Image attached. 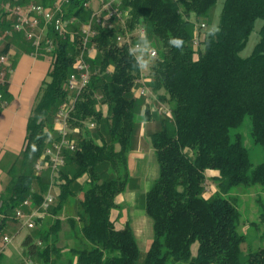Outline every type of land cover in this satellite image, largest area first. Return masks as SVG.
<instances>
[{"label": "trees", "instance_id": "trees-1", "mask_svg": "<svg viewBox=\"0 0 264 264\" xmlns=\"http://www.w3.org/2000/svg\"><path fill=\"white\" fill-rule=\"evenodd\" d=\"M120 2L121 20L114 19L111 27L96 25V54L89 59V82L80 94L68 90L67 81L81 50L82 26L93 10L73 0L65 7V19L75 18L73 34L50 32L54 49L47 53V78L28 119L24 149L0 193V214L6 215L0 233L16 236L18 225L23 227L15 210L28 198L33 208L40 206L55 188L54 202L35 216V228L27 229L23 240L28 257L39 264H264V246L243 247L247 236L241 212L230 196L238 186L264 191V160L252 162L242 135L248 125L253 142L264 147V24L253 53L240 55L256 20H264V0H225L215 37L205 27L218 0ZM31 3L51 6L50 0H0V56H6L11 39L20 34L6 6ZM140 29L147 31L157 52L144 71L133 68L129 45L117 40ZM172 36L184 40L183 51L169 46ZM0 70L6 72L0 82L1 112L8 101L9 69L0 64ZM142 86L149 94H140ZM72 102L66 125L76 147L65 152L64 166L38 172L36 162L58 138V111ZM152 107L156 119L151 121ZM151 122L157 124L148 134L159 176L143 199L154 230L143 254L130 225L120 227L112 213L132 178L130 154L140 125ZM207 170L217 174L209 176ZM210 180L218 190L208 195ZM0 264H6L3 253Z\"/></svg>", "mask_w": 264, "mask_h": 264}, {"label": "built area", "instance_id": "built-area-1", "mask_svg": "<svg viewBox=\"0 0 264 264\" xmlns=\"http://www.w3.org/2000/svg\"><path fill=\"white\" fill-rule=\"evenodd\" d=\"M73 0H53L52 6H45L43 4L31 3L27 6L21 5H7V10L11 11L15 16L16 21L13 29L20 34H23L27 41L32 45V56L39 57L41 55H48L54 49V41L50 36V32L54 31L58 36H65L71 34L70 24L75 22V18L64 19V24H57V17H60V12H65V7L72 3ZM96 6H93V2ZM84 7L93 10L88 22L82 26L81 30V50L75 61V71L71 73L67 81L68 90L80 94L82 89L88 84L90 78V64L89 59L96 54V46L93 41L97 35L96 25L112 26L114 19L121 20L122 10L120 9V0H82ZM145 29H140L139 31ZM128 33L123 36L119 35L117 40L120 44L127 43L129 46L135 43L138 32ZM73 34V33H72ZM71 34V35H72ZM197 44V42H195ZM6 56H0V64H5ZM9 71V70H8ZM6 72L0 70V82L5 81ZM143 80H148L147 74L143 75ZM147 87L142 86L139 90L141 95L147 94ZM1 105L4 104L3 94L0 92ZM73 102L71 105L63 104L55 118V124L58 131L57 140L48 145L42 157L36 162L35 168L38 172L46 168L53 170L64 166L66 162L65 152L74 150L75 144L69 138V131L67 130V119L73 109ZM94 127V124H92ZM49 157L47 161L46 158ZM55 188L46 195L40 206L33 208L30 199L24 202L15 210L14 218L21 222V226L26 229L35 228V216L41 214L42 211L47 210L55 200ZM6 215L0 214V223ZM14 235L9 233H0V254L4 253L12 244ZM26 264H39L33 259H27Z\"/></svg>", "mask_w": 264, "mask_h": 264}, {"label": "rangeland", "instance_id": "rangeland-1", "mask_svg": "<svg viewBox=\"0 0 264 264\" xmlns=\"http://www.w3.org/2000/svg\"><path fill=\"white\" fill-rule=\"evenodd\" d=\"M224 1L225 0H218V2L212 8L205 30L209 31L213 27H218ZM263 24L264 20L262 18H258L256 20L254 29L249 36L247 44L240 51V55L242 57H248L253 53L255 45L260 40V29ZM33 80L34 79H31L29 83L31 84ZM153 104L155 108L156 106H159L157 100H154ZM146 106L147 102L141 108L142 114L145 112ZM151 113L152 114L148 118V120L152 121L156 119L153 114V107ZM156 127L157 124L155 122L140 125L137 133V139L135 138L134 141V150L132 151V154L140 152L142 154V157L140 158V164H138V168L132 171V178L128 184V187L124 191L126 193H131V196H129L128 198L126 196V199L119 204L118 208V211L120 213L119 217L117 218L119 226L122 227L124 223H128L130 225L136 237L139 249L143 254H145L149 250L154 236L153 221L143 208V199L147 191L150 189L151 185L159 176V165L156 160L155 149L152 145L151 137L148 134L149 131H155V129H157ZM242 135L245 139L244 144L251 153L252 162L255 165L261 163L264 160V147L261 145H256L253 142L249 134L248 125H246L242 129ZM138 136H143V139H138ZM140 140L141 144L138 147L137 145ZM135 147L137 150H135ZM207 174L209 176H212L214 174H217V171L207 170ZM55 186L59 190L58 185L55 184L54 187ZM208 189L209 193L207 194L209 195L210 193L218 190V186L213 180H210L208 182ZM230 196L236 198L238 202V208L241 212V220L243 222L242 230L247 236V241L245 242L243 247L246 249H253L255 247L264 246L262 226L259 218V215L261 214L263 209L262 206H264V191L259 186H238L231 190ZM66 229L69 228L66 226ZM26 234L27 229H24L21 234L14 236L12 245L15 247H21L23 245V240L25 239ZM196 251L197 243L192 245V253L196 254ZM23 257L24 256L22 255L21 258L24 260Z\"/></svg>", "mask_w": 264, "mask_h": 264}, {"label": "crops", "instance_id": "crops-1", "mask_svg": "<svg viewBox=\"0 0 264 264\" xmlns=\"http://www.w3.org/2000/svg\"><path fill=\"white\" fill-rule=\"evenodd\" d=\"M50 4L51 6L53 5V0H50ZM93 6H96L95 1L93 2ZM1 44L0 42V46ZM32 50L31 42H27L23 34H16L14 38L11 39L9 51L6 54L7 61L5 66L9 69V76L6 83L8 101L0 112V193L4 191L8 183L9 168L15 162L17 155L24 149L28 119L42 81L47 78V73L51 65L50 56L41 55L39 57H34L32 56ZM31 79L34 80L30 84L29 81ZM139 138L142 140L143 136H138V139ZM141 140L137 145L138 147L141 144ZM136 147L135 150H137ZM141 157L142 154L140 152L133 154L131 152L129 163L131 174L133 170L138 168ZM130 194L131 193L126 192L121 193L117 196L116 202L120 204L126 199V196L127 198L131 196ZM119 214L118 209H115L112 213V218L116 219V224L118 225L119 222L117 218ZM19 225L18 230L20 231L16 233V235L21 234V232L26 229H20ZM3 255L6 264L20 262L23 260L21 258L22 255L24 256V264H26L28 258L33 260L36 259L35 257H28L24 245L15 247L11 244Z\"/></svg>", "mask_w": 264, "mask_h": 264}, {"label": "clouds", "instance_id": "clouds-1", "mask_svg": "<svg viewBox=\"0 0 264 264\" xmlns=\"http://www.w3.org/2000/svg\"><path fill=\"white\" fill-rule=\"evenodd\" d=\"M219 31V27H213L210 30L209 35L215 37ZM168 44L170 47L179 51H183L185 46L184 40L175 36L169 37ZM128 56L131 58L133 68L140 71L150 68L152 62L157 56V52L152 46L147 31L141 30L138 32L135 43L128 48ZM41 118L42 116H38L37 120L39 121ZM45 131L47 132V130ZM33 149L35 150V145H33Z\"/></svg>", "mask_w": 264, "mask_h": 264}, {"label": "bare ground", "instance_id": "bare-ground-1", "mask_svg": "<svg viewBox=\"0 0 264 264\" xmlns=\"http://www.w3.org/2000/svg\"><path fill=\"white\" fill-rule=\"evenodd\" d=\"M66 12H60V17H57V24H64Z\"/></svg>", "mask_w": 264, "mask_h": 264}]
</instances>
